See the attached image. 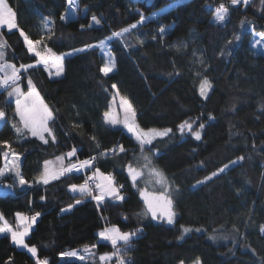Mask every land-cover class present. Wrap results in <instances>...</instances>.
Wrapping results in <instances>:
<instances>
[{"label": "trees", "instance_id": "1", "mask_svg": "<svg viewBox=\"0 0 264 264\" xmlns=\"http://www.w3.org/2000/svg\"><path fill=\"white\" fill-rule=\"evenodd\" d=\"M8 1L18 27L40 41V49L73 51L63 58V74L52 76L43 64H30L37 56L19 28H0L3 61L31 65L22 67L18 83L27 90L31 80L53 115L45 143L24 128L14 111L15 96L7 95L8 88L0 91V110L7 115L0 126V168L3 154L12 151L19 158L15 172L0 174L14 189L0 195V213L10 223L18 211L40 213L26 237L37 254L47 264H101L98 252L119 248L126 260L130 257L128 264H264V53L253 51L250 41L253 29H264V0L236 5L231 0H78L86 12L79 7L68 17V0ZM221 4L228 8L223 23L212 18ZM93 14L100 24L92 23ZM133 24L135 29L113 36ZM104 40L115 63L107 75L101 71L104 50L96 44ZM204 77L212 83L206 98L199 93ZM113 85L134 108V123L172 131L141 147L115 118ZM184 121L201 132L199 140L179 130ZM73 148L75 155L68 157ZM90 156L95 170L113 176L123 199L95 201L70 189L84 181L81 170L59 173ZM61 157L58 178L48 177L45 184V162ZM129 164L163 172L175 212L172 223L147 210L140 195L145 176L133 183ZM224 165L228 168L219 173ZM17 171L26 183L19 182ZM113 224L135 232L130 245L122 241L113 247L99 239L98 230ZM80 245H95V255L61 258L60 252ZM36 261L10 233L0 234V264Z\"/></svg>", "mask_w": 264, "mask_h": 264}, {"label": "snow or ice", "instance_id": "2", "mask_svg": "<svg viewBox=\"0 0 264 264\" xmlns=\"http://www.w3.org/2000/svg\"><path fill=\"white\" fill-rule=\"evenodd\" d=\"M241 2V0H231V3L233 5L239 4ZM243 2L245 4H247L248 0H243ZM228 15V8H226L223 4H221L219 6V8L216 9V16L215 19L217 20V22H224L226 16ZM61 19H64V17L62 16ZM144 17L143 15H141V22L144 21ZM92 20L95 22V24H100L101 21L100 19H98L97 17L93 16ZM0 25H7L9 29H13V28H18V25L16 23L15 20V13L13 12L12 8L9 7V5L7 4L6 0H0ZM137 27L136 24L130 25L129 28H124L122 29L120 32H114L113 36L115 37H121L124 33L129 32L130 29H135ZM49 31H51L49 29ZM161 33L164 32V28H160L159 30ZM20 35L23 36L25 43L28 45V48L30 51L35 52V55L40 57V62H43L44 64H49V62H51L52 65H54L56 67V75L59 76L63 73V56H55L54 54H52V50L48 49V53L49 55H41L40 52L35 50L34 47V43L33 41L29 38V36L24 33V31L21 29L20 30ZM260 36L262 39H264V33H260ZM237 39H239V37H236ZM110 39V38H109ZM5 41L0 38V61H3L4 59V47H5ZM35 43H40V41H36ZM141 43H143L141 41ZM257 44L260 43V41H256ZM100 46L104 47L105 46V42L101 41L100 42ZM89 47H92L91 45H89ZM74 51H81V50H74ZM21 67H31V65L29 66H24L21 65ZM115 67V63L114 60L109 57L108 63H106L104 65V67L101 69V71L107 75L109 72H111L113 70V68ZM10 70V71H9ZM18 69L16 68L15 65L13 64H8V63H0V72H3L4 75L2 77H0V86H11L12 91H10L8 93L9 96L12 95H17V97H19L20 95H24V93L21 92L17 81L19 80V75H18ZM29 86H31V80H29ZM112 87H116L115 85H113ZM212 88V83L210 82V80L207 77H204L199 85V93L201 96L203 97H207V93L208 91ZM37 96L38 97V93H35L34 87H32V90H30L27 93V97H31V96ZM121 102L125 107V119H124V123L125 126L128 127L129 131H136V129H134L132 127V124L129 123V120H131L132 122L135 121V110L132 108L131 103L125 99V98H121ZM16 105H17V112L20 114L21 120L24 122V128L28 129L31 134L33 136H39V138L41 140H44L45 143H47V140L44 137V133H49L51 134V129L48 126V121L53 119V115L52 112L47 108V106L43 105V103L41 102V107L43 109L42 114L40 115L39 119H36L34 117H31L30 115L26 114V112L24 110L21 109V102L19 100V98H17L16 101ZM105 117H108V113H105ZM5 119V113L3 110H0V120H4ZM109 123H118L119 121L116 120H112V119H108ZM15 127V126H14ZM204 127L203 124L199 125V128L202 129ZM185 128H187V130L189 132H192V135H194V137L199 140L201 138V132L199 130L197 131H192V124H190L188 121H184L183 123H181L179 125V130L181 132H183L185 130ZM17 133H20L22 131L21 128L17 127L16 128ZM171 129H166L164 131H158L156 129H149L147 132H145L143 129H139L138 132H136V138L137 140L140 141V146L143 147L144 145L147 144H151L152 139L157 136H164L167 135L169 132H171ZM142 133V135H141ZM53 139H55V137H52ZM121 151H124V149L121 147L120 149ZM75 148H73V150L71 152H69L67 155L68 156H73L75 155ZM58 159H63L58 158ZM243 157H238V160H243ZM89 163V161H84L83 165H87ZM233 164L235 163V161L232 162ZM73 168H75V165H70L68 168L64 169L61 173H59L60 175H63L64 172H70L73 170ZM228 168V165H224V167L218 169L219 173L224 172V170ZM99 170H97L98 172ZM152 173L155 174V176L158 178L157 182H163L164 177L162 175V173H160L158 170L156 169H151L150 170ZM129 172L131 173V177H132V181L133 183L136 181L137 177L140 176L142 173L137 171L136 169L132 168L131 166H129ZM218 172H213L212 176H216L218 175ZM2 174V173H0ZM16 175L20 177L19 182L21 184L26 183V181L24 180V178L20 175L19 171L16 172ZM100 177L107 181L106 184H96L95 187L100 189V195L98 196H94L93 198L96 200H102L104 198V195L106 194H110L112 196H115L118 199H123L122 196L119 195V190L118 188H116L115 186H113V178L109 175V176H104L103 173L99 174ZM212 176L206 177V180H210L212 178ZM53 179L58 178V176L53 175L52 176ZM41 179L43 180V182L45 184L48 183V172H47V164L45 166V173L43 176H41ZM198 183H203V181H200ZM122 187V186H121ZM71 190L73 192H79L82 196H92L93 193V189L89 186L88 182L85 181L84 184L82 185H72L71 186ZM146 201L148 202V211L151 212L152 216L155 218L156 216V205L153 203L152 200H149L147 196H145ZM156 199H160V198H156ZM81 201L77 200L76 203L79 204ZM167 205H169L168 210L166 211L165 215L168 218V222L172 223L173 222V217L175 216V212L171 210V205H172V200L171 198H167L166 200ZM71 207V205L69 206ZM20 219L21 222L24 224V230L22 232H17L14 231L13 228L7 223V221H4L3 226H0V233L3 232H10L12 235V239L15 243L17 244H24L23 241V237L27 235L28 233V229L30 227V224L27 223L26 221L28 220L27 217H24L22 214H17ZM40 215L39 212H37L34 216L31 217V222H34L36 220V217H38ZM2 214H0V219H2ZM191 229L185 228L184 232H188ZM137 231H141L140 229H137ZM99 237L103 238L104 240L110 241L113 247H116L118 242L123 241L125 246L130 245L133 236H135V232H130V231H125L122 232L119 228L117 227H112V228H105L103 231L99 232ZM183 238V237H181ZM24 247H28V245L24 244ZM88 249L86 248V251ZM29 251L31 253H33L34 255L37 252V249L35 247H31L29 248ZM63 255V254H62ZM68 255H73L75 256L76 253L72 252V253H68ZM112 255H119V248L116 249V252L112 253V254H104L101 255L99 257V259L101 261H107L111 259ZM130 259V258H129ZM36 264H47V261H40L37 260ZM119 264H128V261L125 259V257L120 256L119 257Z\"/></svg>", "mask_w": 264, "mask_h": 264}, {"label": "rangeland", "instance_id": "3", "mask_svg": "<svg viewBox=\"0 0 264 264\" xmlns=\"http://www.w3.org/2000/svg\"><path fill=\"white\" fill-rule=\"evenodd\" d=\"M147 1L148 2H151L153 0H147ZM241 2H243V0H241ZM79 7H80V10H81L82 13H85L86 12V6L80 5L78 3V0H68L67 8H66V10L64 12V17H68V16H71V15H75L78 12V8ZM217 8H219V6ZM93 16H95V15L93 14L92 17ZM215 16H216V11L214 12L212 18H213V20L217 21L215 19ZM15 18H16V15H15ZM92 23H95V22L92 20ZM220 23H223V22H220ZM8 30H12V29H8ZM260 33H264V29H253L252 30V35H251L250 41H251V46H252L253 51H255V52H263L264 53V39L261 38ZM32 41L34 43V47H35V50L36 51L40 52L41 55H49V53H48L47 50L40 49L39 48V44L35 43L34 40H32ZM256 41H260V43L257 44ZM104 42H105V46L104 47H101L100 46V43H96V44L99 45L104 50V61H105L104 63L106 64V63H108L109 57H111L113 60H114V58H113L112 53L110 51H108V48H107V40H104ZM31 52H33V51H31ZM33 53H35V52H33ZM71 53H73L72 50L69 51V52H66V53L52 52V54H54L55 56H63V57L65 55L71 54ZM62 63H63V69H64V62L62 61ZM30 64L31 65H33V64H43L49 70V73L52 76H57L56 75V67L54 65H52L51 62H49V64H47V65L44 64L43 62H40V57H38V56H37L36 61H34V62L30 63ZM15 66L19 67L18 65H15ZM19 68L21 69V67H19ZM50 69H51V71H50ZM17 84H18L20 90H22L23 84L22 83H17ZM34 90H35V93H38V97L34 95V96H31V97H27L26 98L27 93L30 91V90H27L24 95H21L20 97H17V98H19V100L21 102V109L24 110L26 112V114H28L31 117H34L36 119H39V117H40V115L42 114V111H43V109L41 107V102L45 106H47V104L44 102V100H43L42 96L40 95V93L36 89H34ZM114 90H115V92H114L113 101H112V103H113L112 110H113V113L115 114L116 120L122 121L123 124L125 125V123H124V119H125V107H124V105L121 102V98H125V99H127V98L124 97V96H122L121 94H119V92L117 91V88L116 87H115ZM10 91H12V88H10V89L7 90V95H8V93ZM17 98H16L15 103H14V105H15L14 106V111L20 117V114L17 112V105H16ZM47 108L49 109L48 106H47ZM6 117H7V115H6ZM6 117H5V119H6ZM50 122H51V120L48 121V126L51 129ZM129 123L132 124V127L134 129H136V131L135 132L134 131H129L128 127H126V126H125V128L127 129V132L129 134H131V135L134 136L135 139H137L136 138V132H138L139 129H143L145 132H147L149 129H156V130L161 131V132L164 131V130H166V129H170L169 127H149V128H142V127L138 126L136 123L132 122L131 120H129ZM1 124H2V122H0V125ZM22 124L24 126V122L23 121H22ZM185 129H187V128H185ZM51 133H52V131H51ZM46 134H47V132L44 133V137H46ZM141 135H142V133H141ZM157 136H160V135H157ZM157 136H155V137H157ZM2 156H3V159H2L3 165L0 168V173H2L1 175H4L5 176L8 172H15L16 169L19 168V165H18L19 159H18V156H17L16 153L10 151V152H8L6 154H3ZM84 161H89V159L88 158H85V159H79V158H77L72 164L75 165V166H78V168H79L78 170L79 171H80V168H81V172H82V170H85L87 173L92 172L93 170H92V164H91V162H89L87 165H83V162ZM129 166H131L132 168H134L137 171H139V172L142 173L140 176L137 177V179H136V181L134 183H136L137 180L141 176H143V175L145 176V178H144V184H145V186H142L140 188V195H141V197H142V199L144 201V204H145L147 210H148V202L146 201L145 196H147L149 200H152L153 203L156 205V216H155V218L156 219H160V220H167L168 221V218L165 215V213H166V211L169 208V205H167V203H166L167 198L170 197L169 194H168V191H167L169 184H168V181L166 180L163 172L161 170H158L157 168L152 167V166H146L145 168H142V167H139V166H136V165H133V164H129L128 165V173H129V177H130L131 180H132V177H131V173L129 172ZM151 169H156L160 173H162V175L164 177L163 182H157L158 178L155 176L154 173H152L150 171ZM97 170H99V171L97 172ZM97 170H95V172H94L95 174L94 175H95L96 179L99 181V184H106L107 183V181L103 180L100 177V175H99L100 173H103L104 176H109L110 175L113 178V176L111 174H109L107 172H104V171H102L100 169H97ZM83 180H84V178H83ZM84 183H85V180L83 182H81V183H74V184L75 185H82ZM74 184H72V185H74ZM71 186H70V189H71ZM113 186H115L119 190V187L115 183V179L114 178H113ZM155 187H156V189H155ZM159 188H162L161 191H159ZM95 193H96L95 196L100 195V189L97 188V190H96ZM119 195L122 196L120 191H119ZM110 196H112V195L106 194V195H104V198L110 197ZM156 198H160V199H156ZM97 201H99V200H97ZM171 210L173 211V205H171ZM18 213L19 214H22L24 217H27L28 218V220L26 221L27 223L30 224V227H29L28 233H27V235H28L31 232L32 228L35 225L36 220L39 217V216L36 217V220L34 222H31V217L34 216L36 213H32L31 214V213H25V212H22V211H18V212H16V215H15L16 216V219H15V222L14 223H10L8 220H6V218H4L2 216L3 218L1 219L0 226H3L4 221H7V223L13 228L14 231L22 232L24 230V224L21 222L20 217L17 215ZM174 219H175V216L173 217V220ZM109 226L117 227L118 228V226L117 225H114V224L113 225H109ZM103 230H104L103 228H100L98 230V234H99V232H101ZM121 231L122 232H125L124 230H121ZM126 231H128V230H126ZM130 232H132V231H130ZM3 233H6V232H3ZM8 233H10V232H8ZM0 234H2V233H0ZM27 235L23 237V241H24V244L28 245V247H24V244H17V243H15L13 241L12 235L10 233V236H11L12 241L18 247L24 248L28 252H30L29 251V248L35 247V246L34 245H31V244H29L27 242V240H26ZM99 239L101 240L103 238L99 237ZM94 246L95 245H80L78 247L70 248V249H67L66 251L60 252V256H61V258H63L64 255H68V253L75 252L76 253L75 257H78V258H81V259H87L88 256L92 252L95 251ZM86 248L88 249L87 251H86ZM102 252H104V251H102ZM34 256L36 257L37 260H40V261H45L46 260V257L39 256L37 254V252H36V254ZM71 256H73V255H71ZM194 264H201V263H200V261H197Z\"/></svg>", "mask_w": 264, "mask_h": 264}, {"label": "built area", "instance_id": "4", "mask_svg": "<svg viewBox=\"0 0 264 264\" xmlns=\"http://www.w3.org/2000/svg\"><path fill=\"white\" fill-rule=\"evenodd\" d=\"M8 63V64H12L10 61H4V62H1V63ZM14 65V64H13ZM16 68L19 70L18 71V75H19V80L18 81H20V79L22 78V76H23V71H22V69L23 68H19V67H17L16 66ZM10 71V70H9ZM21 71V72H20ZM4 75V73L3 72H0V77H2ZM17 81V82H18ZM7 87H9V86H7ZM6 86H0V90H3V89H5V88H7ZM5 117H6V115H5ZM5 121V120H4ZM4 121L2 120V121H0V122H2V124L4 123ZM1 124V125H2ZM0 125V126H1ZM88 159H89V162H91V164H92V168L94 167L93 165L95 164V158L93 157V156H90V157H88ZM80 170H81V168H80ZM93 171L92 172H89V173H87L85 170H82V173H83V178H84V180L85 181H87L88 182V184H89V186L93 189V193H92V196H90L92 199H94L93 197L95 196V192H96V187H95V185L96 184H98L99 183V181L96 179V177L94 176V171H95V168H93L92 169ZM2 179V181H0V195H5V194H8V193H11V192H13L14 191V189H13V187H12V185H10L9 184V182L7 181V180H4L3 178H1ZM95 201H97L96 199H94ZM125 250V249H124ZM115 252H116V250H115ZM120 256H123L122 255V253H121V251H119V255H115V257H114V259L113 260H111V261H107V262H105L104 264H119V257ZM130 257L128 256L127 257V260H130L129 259Z\"/></svg>", "mask_w": 264, "mask_h": 264}, {"label": "crops", "instance_id": "5", "mask_svg": "<svg viewBox=\"0 0 264 264\" xmlns=\"http://www.w3.org/2000/svg\"><path fill=\"white\" fill-rule=\"evenodd\" d=\"M6 2H7V4L9 5V7H11L12 8V10H13V12L15 13V11H14V9H13V7L11 6V4L9 3V1L8 0H6ZM16 15V14H15ZM15 20H16V18H15ZM16 23H17V20H16ZM0 28H6V29H9L8 28V26L7 25H0ZM13 29H15V28H13ZM36 42V41H35ZM28 47V46H27ZM47 69V68H46ZM47 71L49 72V70L47 69ZM50 71H51V69H50ZM32 86V85H31ZM32 87H34V86H32ZM32 87H30L29 86V88H27V90H32ZM11 88V86L8 88V89H10ZM34 89H36L35 87H34ZM27 90H25L24 89V87L22 88V90H21V92L22 93H24L25 94V92L27 91ZM37 90V89H36ZM38 91V90H37ZM39 92V91H38ZM15 96V100H16V98H17V95H14ZM21 96V95H20ZM19 96V97H20ZM15 100H14V103H15ZM111 104H112V106H113V103L111 102ZM21 118V117H20ZM126 129V128H125ZM127 130V129H126ZM31 133V132H30ZM133 136V135H132ZM37 137H39V136H37ZM134 137V136H133ZM137 140V139H136ZM139 141V140H138ZM69 157V156H68ZM19 159V158H18ZM46 164H47V172H48V177H52L53 175H56V173L58 172V170H57V168L62 164V161H61V159H59V160H53V159H50L49 161H46L45 162V164H44V167L46 166ZM63 165H64V160H63ZM69 167V165L66 167V168H68ZM76 167V166H75ZM66 168H63V170L64 169H66ZM18 169V168H17ZM16 169V170H17ZM74 169V168H73ZM63 170H61V172L63 171ZM95 172V171H94ZM45 173V172H44ZM95 174V173H94ZM95 176V175H94ZM77 193H79V192H77ZM105 228H112V226H106V227H104L103 229H105ZM101 240H104V239H101ZM105 241H107V240H105ZM110 242V241H109ZM120 242H122V241H120ZM120 242H118V243H120ZM111 243V242H110ZM115 252V250H114V248L113 249H109V250H105L104 252H98L96 255H97V257H98V259H99V257L101 256V255H104V254H112V253H114ZM92 255H95V251L94 252H92L91 253ZM90 254V255H91ZM114 257H115V255H112L111 256V259L110 260H107V261H111V260H113L114 259ZM107 261H102V263L101 264H104L105 262H107ZM195 263V262H194ZM194 263H191V264H194Z\"/></svg>", "mask_w": 264, "mask_h": 264}, {"label": "bare ground", "instance_id": "6", "mask_svg": "<svg viewBox=\"0 0 264 264\" xmlns=\"http://www.w3.org/2000/svg\"><path fill=\"white\" fill-rule=\"evenodd\" d=\"M4 120H5V119H4ZM4 120H3V121H4ZM0 121H2V120H0Z\"/></svg>", "mask_w": 264, "mask_h": 264}]
</instances>
